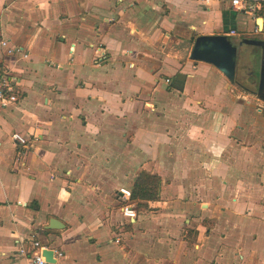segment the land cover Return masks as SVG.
<instances>
[{
	"label": "crops",
	"instance_id": "0c3cea01",
	"mask_svg": "<svg viewBox=\"0 0 264 264\" xmlns=\"http://www.w3.org/2000/svg\"><path fill=\"white\" fill-rule=\"evenodd\" d=\"M254 30L264 8L222 0H0V39L27 54L0 52L20 81L0 112V264L31 241L59 264H264V102L188 58L197 36ZM142 172L159 196L128 221L119 189Z\"/></svg>",
	"mask_w": 264,
	"mask_h": 264
},
{
	"label": "built area",
	"instance_id": "2783aa9c",
	"mask_svg": "<svg viewBox=\"0 0 264 264\" xmlns=\"http://www.w3.org/2000/svg\"><path fill=\"white\" fill-rule=\"evenodd\" d=\"M201 3H209L210 0H198ZM228 2L230 7L236 10L243 9L246 7L248 12H253L254 10H260L264 0H222ZM234 34V32H232ZM0 52L4 55L13 56L15 54H21L23 58L27 57L26 53H23L22 49L16 47H9L7 39H0ZM20 91V81L15 76L11 69H4L0 71V112L10 108L15 105L18 101ZM13 141L26 146L27 140L17 133L11 135ZM119 196L121 199V205L119 207V212L121 216L128 220L133 221L137 217V213L134 209L133 202L131 201V193L128 189H119ZM31 251L27 252L25 248H20L19 253L25 258V264H59V260L63 257L61 251H53L54 263H49L45 260L42 255V251L48 249L46 246L42 245L39 241H31L30 243Z\"/></svg>",
	"mask_w": 264,
	"mask_h": 264
},
{
	"label": "water",
	"instance_id": "95a60500",
	"mask_svg": "<svg viewBox=\"0 0 264 264\" xmlns=\"http://www.w3.org/2000/svg\"><path fill=\"white\" fill-rule=\"evenodd\" d=\"M242 44L257 47L259 50L257 88L256 92L253 93L257 99L264 102V40L248 39L236 44L225 34L200 35L195 38L188 58L191 61L202 62L215 67L233 84L236 82L238 51ZM45 228L47 230H60L63 229V224L56 219H51ZM42 255L47 262H55L52 249L43 250Z\"/></svg>",
	"mask_w": 264,
	"mask_h": 264
},
{
	"label": "rangeland",
	"instance_id": "374dc122",
	"mask_svg": "<svg viewBox=\"0 0 264 264\" xmlns=\"http://www.w3.org/2000/svg\"><path fill=\"white\" fill-rule=\"evenodd\" d=\"M262 39L264 38V34L259 32L258 30H254V32H250V36H240L239 39ZM238 44V42L236 43ZM259 53L257 47L242 45L239 47L238 58H237V81L240 82L243 86L252 90V92H256L257 81H249V76H253L255 71L257 73L258 65H259V55L256 56L254 54ZM251 76V77H252ZM255 79V78H254ZM257 80V77H256ZM131 187L128 189L130 191ZM133 202V201H132ZM133 205L136 202L132 203Z\"/></svg>",
	"mask_w": 264,
	"mask_h": 264
},
{
	"label": "trees",
	"instance_id": "16d2710c",
	"mask_svg": "<svg viewBox=\"0 0 264 264\" xmlns=\"http://www.w3.org/2000/svg\"><path fill=\"white\" fill-rule=\"evenodd\" d=\"M264 8V4H262ZM160 179L156 175L147 172L140 173L131 189V201L136 202V206H142V203L156 201L159 196Z\"/></svg>",
	"mask_w": 264,
	"mask_h": 264
}]
</instances>
